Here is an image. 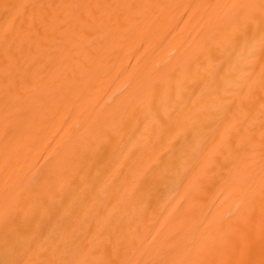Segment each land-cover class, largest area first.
I'll list each match as a JSON object with an SVG mask.
<instances>
[{
    "label": "bare ground",
    "instance_id": "bare-ground-1",
    "mask_svg": "<svg viewBox=\"0 0 264 264\" xmlns=\"http://www.w3.org/2000/svg\"><path fill=\"white\" fill-rule=\"evenodd\" d=\"M0 264H264V0H0Z\"/></svg>",
    "mask_w": 264,
    "mask_h": 264
}]
</instances>
